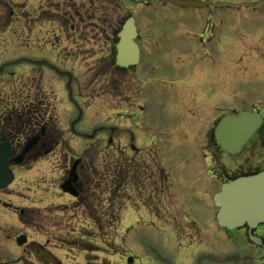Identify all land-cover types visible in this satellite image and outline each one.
Here are the masks:
<instances>
[{"label":"flooded vegetation","instance_id":"1","mask_svg":"<svg viewBox=\"0 0 264 264\" xmlns=\"http://www.w3.org/2000/svg\"><path fill=\"white\" fill-rule=\"evenodd\" d=\"M60 1L58 0L54 4V0H49L48 2L40 0L39 6L51 8L52 13L43 12L41 15L47 19L49 18L48 21L52 17L50 22L52 24L61 23L60 33L57 32L54 35L58 42L65 47V50H70L72 53L68 59L70 67L68 70H64L73 75L71 89H68L71 100L74 98L73 84L76 80L74 71L77 67L74 65L75 61L72 58L78 56L81 58L78 68H85L88 75L90 70L94 71L93 68L102 67L104 71H112L116 98L129 102L133 110L140 111V116L146 115V107L140 104L142 101L147 103L155 102L157 89L154 90L152 87L156 83L159 85L160 91L163 89L167 90L169 100L171 96L168 90L176 88L175 84H166V79L156 77V74L161 73V70L169 71L171 55H173V60L177 62L174 64L180 70L179 85L183 93L187 94L186 103L188 100L191 104L197 101L194 103L195 105H206L207 108H210V112L201 117L203 121L199 123L190 122L189 126L183 127L186 140L193 144V147L211 151L214 162L220 171L218 182H211L209 184L210 188L213 189L217 185L221 186L240 176L264 171V28H262L264 26V0L231 1L230 6L227 7L228 9L254 13L247 17L245 15L230 17L226 21H219L217 14L214 17L210 16L212 22L215 19V22L222 25V27H220L218 33L214 31L207 37H205L207 30L202 34L194 33L187 37H183L182 34L176 37L169 32L143 33L140 31L138 17L141 15L147 18V14H141L135 8L140 4L151 6L152 3H160V0H140L139 2L141 3L134 1V5L131 7L125 5L123 0H108V4L113 6L114 10H109L108 8L105 18L103 16V6H106V4H102V8L97 9V11L102 12V15H98L97 11L91 10V0H76L82 2L83 7L81 9L73 3L69 4L70 10L62 14L59 20H55V17L60 13L53 11V9L55 6L60 5ZM65 3L62 5L64 6ZM163 3L168 4L170 1L164 0ZM205 3V7L211 6L208 1H205ZM218 5L215 7L218 8ZM84 7L87 9L81 12L80 10H83ZM88 7L90 8L88 9ZM124 10L125 13H123ZM177 16L180 18L179 15ZM159 17L162 18V21H158L161 25L169 21L168 15L156 16L158 20ZM131 18H134L137 27V36L134 41L140 50V62L134 66L122 67L118 65L117 58L120 33L125 23ZM91 19L94 21V26L90 25ZM100 23L103 24L101 25ZM101 26L103 27L101 28ZM230 27H233L232 29L237 32L235 35L232 34L233 31ZM65 28L68 31H65ZM91 30L92 33L88 34ZM94 33L96 36H94ZM255 39H258L257 42H255ZM258 55L260 56L259 58ZM251 57L253 61H251ZM187 58H190L189 62L186 61ZM245 59H249L250 62L244 63ZM218 61L220 64L218 69L208 66V64L214 66ZM241 65L243 68L241 67L240 69ZM86 66H88V69ZM259 66H261V69L257 77H255L250 70L254 71L255 69L251 68ZM204 67L209 70L205 71ZM236 67L238 68L236 69ZM5 68L6 66L3 67V72ZM47 71L56 72L58 76L65 79V84L68 86V78L64 75H59V71L52 63L43 60L28 62L26 72L21 78L24 76L30 77L31 84L20 85L19 94L22 98L18 101L17 106L0 111L2 115L0 117V146H9L8 164L9 169L14 174V182L17 175H19V171H30L34 166L42 162H48L57 150L60 151V148L63 150L71 149L70 142L67 146L63 145V133L66 132L69 141H74L75 138L80 139L81 136L85 138L86 135L83 134L85 132L84 128L87 130V128L91 127L87 126L82 128V130L79 129L84 117L81 108L76 106V114L68 115L66 120L63 121L60 120L58 112L54 109L55 105L52 108V106H49L51 102H46L42 98L43 92L47 95L51 94L42 91V89L44 90L43 82ZM140 75H147V80L143 81L144 77ZM32 76H35L37 80ZM152 81H154V84ZM146 86H148V89H146ZM247 87L248 90H252L251 93H247V96L251 95L253 99L252 110L262 116L263 125L246 145L248 154L244 155L242 159H235V157L228 155L220 148L215 138L214 133L218 123V117L216 116L219 108L213 104V101L219 98L222 103L226 104L242 102V95H246L243 90L247 89ZM26 91H29V94L35 97L34 101L25 98ZM102 93V91H99L93 93V95L94 97H102L100 95ZM210 98L212 99L211 101ZM138 101L140 103H137ZM211 102L212 105H209ZM5 107L8 108V106ZM186 110L195 115V117L197 113L199 115L203 114L199 109V111L194 112L191 107L188 109L183 107V112L187 113ZM235 112L237 111H232L231 114ZM115 117H117V121L113 122H115L116 127L105 126L111 120V117H109L105 123H101V126L95 128L89 134V139L92 137L97 140L101 137V132L107 130V133L111 134L108 139V145L113 146L117 140L112 136L121 139L122 132L130 130V142L124 146L125 150L138 152V149L140 150L137 147L138 144L146 145V147L156 146V142L154 143L149 135L140 134V118L137 114L134 112L131 114V111L129 114L121 111ZM63 122L70 125L68 126V124L66 125ZM151 122L152 120H149L148 124H151ZM185 122H187L186 118ZM160 138L166 141L164 134ZM163 144L165 145V143ZM83 145V150H85L87 144L84 141ZM26 149L28 150L26 151ZM87 159L86 154V158L75 157V159H70L68 162L62 161L63 169L60 178L55 183L47 186L43 192L46 196H51L50 200L52 202L54 201L60 205L65 199L70 202V205H72L70 222L77 220L75 215L81 212V216H78V219H83L90 226L103 229L104 223H101L102 219H99L98 215L93 214L97 210V205L92 203V201L95 197L100 200L102 198L101 195L104 193H96V191L102 192V186L96 183L98 190L95 191L93 189L94 193L91 192L89 183L84 180L86 171H89L90 168V162ZM78 160H81V163L76 167L78 180L70 184L75 192V196H73L70 193L63 192L62 187L71 180V170ZM133 164L135 169L133 167L131 182L123 183V177L119 175L116 178L118 185L116 184V188L113 191L120 190L126 186L131 187V202L135 209H144L145 212H151L152 215L158 213L155 211L158 205L162 204L169 209L171 205L170 192L160 189L155 191L153 176L152 179H147L148 184L146 187L140 186L139 168L135 163ZM147 173L149 174V172ZM150 173L152 175V172ZM99 181L100 179H97V182ZM87 187L90 191L87 190ZM8 188H12V185L5 189H0V210H10L9 212L15 217L23 216L24 210H16V207L5 201V198L10 195L6 193ZM209 192L205 191L203 193L207 194ZM53 205L27 208L38 214L34 224V229L38 234L35 238H32L27 233L29 227L25 221H21L22 224L13 227L14 233L11 231L7 232L2 223L3 217L5 219L7 217L5 215L2 217V214H0V264H62L51 247L53 242L50 239L45 242L39 240L42 238L40 236L43 235V230L56 223L55 220L52 222L50 218V226H46L45 223H47L48 219L42 218L43 211L49 209L53 211ZM182 216L184 222L178 217L177 220L179 222L168 221L162 223V227L158 229V234L164 244L161 240L160 242L155 240L158 243L151 245V247L149 244V247L152 248L153 256L147 259L146 264H264V223L255 227L246 225L243 228L234 230L221 228L217 223L218 228H220V234H217L216 231L201 228L190 216ZM29 224L31 225L32 221ZM82 227L84 226L82 225ZM84 239L85 236L79 238V240ZM53 245L55 249L58 248L57 245ZM70 251L78 256L86 253L84 250H78V254L74 253L75 250L73 249ZM67 255L69 260L70 254L68 253ZM132 257L134 258V264H138L137 257L135 255ZM76 258L79 259L78 257Z\"/></svg>","mask_w":264,"mask_h":264},{"label":"rangeland","instance_id":"2","mask_svg":"<svg viewBox=\"0 0 264 264\" xmlns=\"http://www.w3.org/2000/svg\"><path fill=\"white\" fill-rule=\"evenodd\" d=\"M48 1L46 0V2ZM134 1L139 2L140 0H123L128 7L133 6ZM160 1V3H152L149 7L140 4L135 8L141 14H147V18L150 17L149 19L141 15L139 16L140 18L138 17L140 22L139 29L143 33L169 32L176 37L181 34L183 37H187L194 33L202 34L207 30L205 34V37H207L214 31L218 33V30L222 27V25L215 22L214 18V22H212L210 16L214 17L217 14L219 21H226L230 17L240 15L247 17L254 13L215 7L221 2L231 4L233 0H180L196 3L208 1L211 3L210 7L204 8L177 7L169 3H163L164 0ZM57 2L58 0H54V4ZM64 2L66 3L63 6ZM72 3L80 9L83 7L80 1L61 0L60 5L55 6L53 9V11L60 13L55 17V20H59L62 14L69 11L70 7L68 5ZM108 3V0H91V10L97 11V9L102 8V4H106V6H103V16L105 18L108 8L109 10H114L113 6ZM39 5L40 0H0V69L6 66L4 72L0 73V111L17 106L18 101L22 98L19 94L20 85L31 84L30 77L24 76L21 78L26 72L28 62L43 60L52 63L57 70L61 71L68 70L70 67L68 59L72 53L70 50L66 51L65 47L58 42L54 35V33H60L61 23L52 24L50 23L52 17H50V21H48L49 18L42 17L41 14L43 12L52 13V11L51 8L40 7ZM86 9L84 7L80 11L84 12ZM13 12L14 14H12ZM123 13H125V10ZM97 14L102 15V12L97 11ZM175 14L179 15L180 18L177 15L175 16ZM157 15H168L169 21L161 25L158 21H162V18L159 17L158 20L156 18ZM90 22V25L94 26L93 19ZM100 24L102 25L103 23ZM232 28L230 27L233 31L232 34L235 35L237 32ZM65 31H68L67 28H65ZM90 33H92V30L88 34ZM58 36L60 37V35ZM94 36H96L95 33ZM63 37L66 38L65 36ZM257 40L255 39V42ZM205 44L207 43L205 42ZM72 59L75 61L74 65L77 66L74 71L76 80L73 84V100L69 97L65 79L52 71L46 72L43 82L44 90L42 89V91L51 94L47 95L43 92L42 98L46 102H51L48 104L52 108L55 105L54 109L58 112L60 120L63 121L66 120L68 115L76 114V106L81 108L84 117L79 129L82 130V128L87 126L91 127L87 128V130L84 128L85 132L83 134L86 135L85 138L81 136L80 139L75 138L74 141H69L66 132L63 133V145L67 146L70 142L71 149L63 150L58 146L60 151L57 150L48 162H42L34 166L30 171H19L12 188H8L6 191L10 195L5 198V201L16 207V210H24V214L23 216L15 217L9 212L10 210H0L1 216L5 215L7 217L6 219L3 217L2 222L7 232L11 231L14 233L13 227L19 226L22 224L21 221H25L29 227L27 233L32 238L37 237L38 234L34 229V224L38 214L27 208L45 207L54 204L53 211L50 209L43 211L42 218L48 219L47 223H45L46 226H50V218L52 222L55 220L57 227L56 223H54V227L45 228L43 235L40 236L42 238L37 239L42 242L50 239L53 244L57 245V249H55L53 244H51V247L62 264H127V258L134 255L138 259V264H146L147 259L153 256L151 245L158 243V241L160 242V240L164 244L158 234V229L162 227V223L168 221L179 222L177 220L178 217L184 222L182 215L187 214L201 228L216 231L217 234H220V228L217 226L215 194L221 189V186L217 185L212 189L209 185L211 182H218L220 171L214 162L212 153L209 150L193 147V144L186 140L185 130L183 129V127L189 126L190 122L199 123L203 121L201 117L210 112V108H207L206 105H195L194 103L197 101L191 104L188 100L186 103L187 94L183 93L179 85L180 70L174 64L177 62L173 60V55H171L169 71L161 70V73L156 74L157 78L166 79V84H175L176 88L168 90L171 96L170 100L167 90L163 89L160 91L159 85L156 83L152 87L154 90L157 89V96L154 99L156 103L142 101L140 105L146 107L147 114L141 116L140 111L133 110L129 102L116 98L112 71H104L102 67H99L93 68L94 71L90 70L88 75L85 68H78L81 58L76 56ZM186 61L189 62L190 58H187ZM251 61H253L252 57ZM246 62H250L249 59H245L244 63ZM208 66L218 69L220 64L218 61L216 65L208 64ZM241 67L243 68L242 65L240 69ZM86 68L88 69V66ZM251 69H255L254 71L250 70V72L257 77L261 66ZM204 70L208 71L209 69L204 67ZM140 76L144 77L143 81L148 78L147 75ZM32 77L34 78L35 76ZM152 83L154 84V81ZM146 89H148V86H146ZM99 91L103 92L100 94L102 97L95 96V98L93 93ZM251 91V89L248 90V87L243 90L246 95H242V102L226 104L222 103L219 98L215 99L213 104L219 108L216 117L219 118L225 114L229 115L232 111L243 109L246 105L252 107L254 104L252 96H247V93H251ZM25 98L31 101L35 100V97L31 96L29 91H26ZM160 102L161 104H159ZM137 103H140V101ZM209 105H212V102ZM5 106H8V108ZM183 107L184 109L191 107L194 112L199 109L203 114L199 115L197 113L195 117L187 110V113L183 112ZM121 111L128 112V114L131 111V114L134 112L138 115L141 126L140 134L149 135L150 139L154 143L156 142L155 147H146V145L138 144L137 147L140 148L138 152L125 150L124 146L130 142V130V132L123 131L121 139L112 136L117 140L113 146L108 145V139L111 134L107 133V130L101 132L102 135L99 139L96 140L92 137L89 139V134L95 128L101 126V123H105L109 117H111V120L105 126H114L115 122L113 121H117L115 116ZM185 118L188 123L185 122ZM149 120H152L151 124H148ZM65 124L67 125L68 123ZM167 133L168 136L166 137V142L164 140V145L160 136H163V134L166 136ZM83 141L87 144L86 149L89 150V154L86 153V149L83 150ZM86 154L87 160L90 162V168L89 171H86L84 180L90 182L91 192H93L92 189L98 190L96 184H99L102 186V192L96 191V193H104L101 195L102 198L100 200L95 197L92 201V203L97 205L96 214L101 216V223H104L103 229L95 228L83 219H78V216H81V212L75 215L77 220L70 222L72 208L70 202L65 199L60 205L54 201L52 202L50 200L51 196H46L43 192L47 186L55 183L60 178L63 169L62 161L68 162L70 159H75V157L86 158ZM92 154L94 158L91 157ZM247 154L248 149L246 148L235 159H242ZM133 163L139 168L140 178L144 177V186L148 184L147 179H152L153 176L155 191L160 189L170 192L171 205L169 209L162 204L158 205L155 210L158 213L152 215L151 212H145L144 209H135L131 202V187L126 186L120 190L113 191L114 188L111 185L119 175L122 177L127 175L128 178L132 177ZM150 172H152V175ZM114 175H116L115 179ZM97 179H100V181L97 182ZM204 191L210 192L205 194L203 193ZM30 221H32L31 225L29 224ZM67 223L69 224L66 225ZM23 230L25 231L24 228ZM84 236V240H79L80 237ZM72 249L77 254L78 250H84L86 253L82 256L74 255L70 251ZM153 249L155 248L153 247ZM68 253L70 254L69 260Z\"/></svg>","mask_w":264,"mask_h":264},{"label":"water","instance_id":"3","mask_svg":"<svg viewBox=\"0 0 264 264\" xmlns=\"http://www.w3.org/2000/svg\"><path fill=\"white\" fill-rule=\"evenodd\" d=\"M172 2L186 6L199 5L195 2L177 0ZM136 35L134 20L131 19L120 35L119 64L121 66L134 65L139 61V50L133 42ZM261 125V116L252 112H240L237 115L227 116L218 125L216 139L225 152L237 155L242 152L243 147ZM8 155L9 146H0V189L7 188L14 181L13 172L9 169ZM77 164L78 162L71 172V180L63 186L65 192H70V184L78 179ZM216 204L219 207L217 215L219 225L228 230L240 229L246 225L255 227L264 223V171L239 177L225 184L216 197ZM132 262L133 259H130L129 263Z\"/></svg>","mask_w":264,"mask_h":264},{"label":"trees","instance_id":"4","mask_svg":"<svg viewBox=\"0 0 264 264\" xmlns=\"http://www.w3.org/2000/svg\"><path fill=\"white\" fill-rule=\"evenodd\" d=\"M115 177H116V175H114V179H115ZM88 180H89V179H88ZM92 180H93V179H92ZM128 180H129L128 176H127V175H126V176L124 175V177L122 178V182H123V183H124V182H128ZM93 182H94V180H93ZM87 183H89V185H91L90 182H87ZM87 183H86V185H87ZM116 184L118 185V182H117V180L115 179V181L112 183L111 186H112L113 188H116V187H115ZM87 190L90 191L88 187H87Z\"/></svg>","mask_w":264,"mask_h":264}]
</instances>
